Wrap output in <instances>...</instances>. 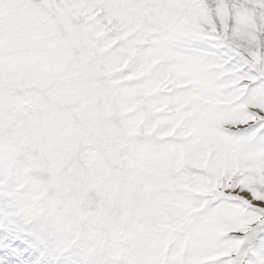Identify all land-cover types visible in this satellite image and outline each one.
<instances>
[{"label": "snow or ice", "instance_id": "1", "mask_svg": "<svg viewBox=\"0 0 264 264\" xmlns=\"http://www.w3.org/2000/svg\"><path fill=\"white\" fill-rule=\"evenodd\" d=\"M0 264H264V0H0Z\"/></svg>", "mask_w": 264, "mask_h": 264}]
</instances>
